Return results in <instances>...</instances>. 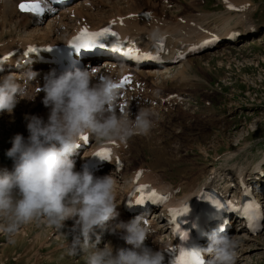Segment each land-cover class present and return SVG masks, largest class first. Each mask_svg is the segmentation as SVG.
I'll use <instances>...</instances> for the list:
<instances>
[{
	"label": "rangeland",
	"instance_id": "obj_1",
	"mask_svg": "<svg viewBox=\"0 0 264 264\" xmlns=\"http://www.w3.org/2000/svg\"><path fill=\"white\" fill-rule=\"evenodd\" d=\"M112 2L121 7L122 13L155 7L153 11L159 12L157 19L167 22L195 16L207 32L217 31L214 27L221 26L228 17V13L222 12L218 0H169L172 3L170 8L160 5L162 0H156L159 5L153 3L155 1L150 4L149 0ZM243 3L248 4L250 10L254 9L245 18L256 27L252 37L230 44L232 46L223 42L210 53L190 56L185 61L188 67H181L175 78H169L170 75L167 76L169 79L151 80L143 74L137 75L146 81L153 96H157L156 86L161 85L160 95L178 93L182 102L170 100L171 105L150 111L153 119L150 132L132 136L124 148V163L129 171L124 168V173L130 176L133 169L144 165L164 177L166 182L182 184L183 191L187 192L208 177L209 169L225 170L236 161L255 162L264 154V0H243ZM79 4H84V0L69 8H76ZM166 12L176 18L165 20V17L171 19ZM18 20L25 21V18L20 16ZM238 20L235 16L232 25ZM17 35V32L13 33V36ZM29 87L26 84L27 91H32ZM38 94L32 100H20L12 114L0 112V166H5L8 171L14 166L13 160L7 156L14 136L21 134L27 139L29 135L26 117L37 115L47 121L50 110L42 103L44 93ZM109 173L110 169L106 168L99 176ZM192 173L195 176L189 178ZM187 177L189 179L183 181ZM65 222L64 227L57 230L43 218L34 221L22 226L11 238L12 242L0 231V264H85L83 252L69 254L70 230L74 221ZM232 232L229 234L234 235ZM97 233L101 235L100 245H97L101 249L108 242L114 247H130L106 229H97ZM151 238L157 245L162 244L158 237ZM253 238L243 244L245 249L239 248L237 260L240 264H264V231L255 236V242ZM247 255L249 259L241 261Z\"/></svg>",
	"mask_w": 264,
	"mask_h": 264
},
{
	"label": "clouds",
	"instance_id": "obj_2",
	"mask_svg": "<svg viewBox=\"0 0 264 264\" xmlns=\"http://www.w3.org/2000/svg\"><path fill=\"white\" fill-rule=\"evenodd\" d=\"M11 2L0 0V4ZM150 38L161 40L163 35L153 31ZM38 75L30 70L0 77V112L12 114L20 100L34 99L28 98L24 81H36ZM115 84L110 78H99L96 68L73 67L45 75L39 92L50 110L47 121L37 115L26 117L27 139L15 135L7 152L13 170L0 172V231L10 242L22 226L42 218L57 230L73 220L69 254L83 252L85 264H164V252L145 245L151 232L146 215L109 226L119 216L113 175L96 176L87 165L78 171L73 159L85 136L127 143L153 127L152 113L146 108H139L134 119L130 111H117ZM97 229L118 235L131 247H114L110 242L97 247L101 242ZM203 235L207 246L194 245L191 250L204 264H236L241 246L236 236L226 234L223 225Z\"/></svg>",
	"mask_w": 264,
	"mask_h": 264
},
{
	"label": "bare ground",
	"instance_id": "obj_3",
	"mask_svg": "<svg viewBox=\"0 0 264 264\" xmlns=\"http://www.w3.org/2000/svg\"><path fill=\"white\" fill-rule=\"evenodd\" d=\"M19 1L20 0H12L11 4L8 5L0 4V58L6 52L10 50H14V55L11 56L9 59H6V63L10 67L19 64L23 60L25 56L24 50L26 48L31 46L39 48L42 46L43 47L49 46L51 44H57L61 41L67 40L68 39L67 35L69 36L72 35L76 27L79 24L85 22V20L88 24L92 26H101L112 18V20L115 22V25L118 26V29L122 32L123 37H126L127 39L126 44L121 47V50L130 48L128 44L131 43V41L134 39L137 40L136 42L139 45H146L147 43H149L150 45L156 41L163 40L164 43L162 44V48L165 50L167 54L166 58L168 61L176 59L177 56H179L183 51L184 54H187V50L190 48L189 46L198 45L202 41L212 38L213 36L219 37L220 39H222L223 42H227L226 37L230 39L232 35L237 34V39L232 41L235 44L239 40L248 39L252 37V32H255L256 30L255 25L252 24L249 20L245 19L247 16L251 15V12L249 11H252L254 9L251 6L252 10H250L249 9L250 7L247 6L248 4L246 5V3H243V0H231V3H228V5L231 4L234 8L239 9L238 12H232L226 10L224 8L226 5L223 6V8L221 7L222 12L228 13V17L226 18L225 21H223V23H221V26L217 25L214 27L217 29V31H211V32H207L203 28L204 25L199 24L195 16H188L181 19L178 18L177 21L175 20L174 22H167L162 19H157V14L159 12L156 13L157 11L156 12L153 11L155 7L151 8L152 9L151 12L149 11L147 12L146 10H139L135 12L126 11L122 13L121 7L116 6L117 4L112 2V0H90V1L84 0V4H79L78 7L76 8H66L58 12L56 15L55 14L52 15L54 9L52 7L47 6V9L49 10L41 18L37 16H32L31 14L30 15L18 14V12L16 11V6ZM128 1H132L133 3V0H124V2L126 3H128ZM149 1L150 2L148 3L152 4L153 1L152 0ZM163 1H165L166 3ZM118 3H120V1ZM153 3L157 4V2H153ZM170 4L172 3L168 2V0H162L163 6L165 7L168 6L169 8ZM127 6L128 4L126 5V7ZM144 11H146L148 14L145 16H139V13H142ZM129 14L130 16H127ZM166 14H168L171 17V19L166 17L164 18L165 16L164 15L163 18L165 20L173 21L176 18V16H172V14L169 12H166ZM231 14H234L239 19L238 22H236V24L232 25V21L235 18V16H231ZM20 16H23V18H25V21L18 20ZM146 16H148V18H143ZM153 31H159L163 35V39L152 40L150 38V34ZM14 32H17L18 35L13 36ZM228 43L233 44L231 42ZM174 55H176V57H173ZM200 55H202V53L193 56H200ZM189 57L190 56H187L183 60H177V61L174 60L173 64L167 65L165 67H155L150 69L149 67L146 66L143 67V71L141 69L140 70L138 69L139 71L134 70V72H136V75L143 74L147 76L148 79L151 80L169 79L171 77L175 78V76H177L175 74H180L179 72L181 71V67L182 68L188 67V65L185 64V61H187V58ZM2 65H3V71H0V77H3L9 73L23 74L30 70L39 73L36 81H24L25 87L27 84V86L29 85L30 86L29 88L32 89L33 87H36L35 83L38 81V79L43 78L50 71H52V69H50L49 66H45L44 69H40L39 66H31L25 70L14 72L12 70L4 69L5 65L4 64ZM107 65H110V63L108 61H103V65L101 64L94 65V67L92 68H96V72H100L102 70L105 71L103 68ZM126 70L127 67L118 64L114 69V72L116 73L119 72V74H123ZM130 71H132V69H130ZM167 76L170 77L168 78ZM20 78L21 80H23V77ZM157 100L158 103L161 105V99L157 98ZM85 151H87V149H85ZM92 151L93 149H90V153ZM121 152L122 151L120 149V154ZM80 165L81 162L77 164L76 170L78 171L80 170L79 169ZM238 165H241L239 169L237 168ZM256 165L257 163H253L251 169L253 170L256 167ZM231 166L232 167L228 170H224V169L218 170L212 168L210 170L208 178L204 183L200 185L197 182V184L190 187L189 190H187V192L183 191L182 184L176 183L175 186H171V183L166 182L163 179L164 177L163 178L162 176L159 177L149 169H145V173L142 175V181L140 182L142 184H149L150 186L158 187L164 190L169 189V192L173 198H174V194L178 190H180L179 193L180 197H185L191 195L197 187H200L199 188L200 190L201 187L205 188V186H208L209 184H219L223 188L224 193H227L232 190L231 182H233L234 180H240L242 178L241 173L242 172L248 173V171L250 170V169L247 170L248 167L247 165H243L242 163L237 161L234 162ZM106 168L107 167L104 166L102 170H98L93 173L96 176H99L100 173H102ZM107 169H110L109 174H112L116 180V203L119 205L117 208V211L119 212V216L116 221L109 222V226H110L112 223H116L119 221L128 222L135 217L124 214L122 212L121 210L122 203L120 202L118 203V199H119L118 190L122 191V194L125 195L128 192H130L132 188L128 187L129 182H127V179L128 178L130 179V177L133 176L136 170L131 174L130 177H128V175L124 173V171L123 173L121 172L120 175H116L112 171L111 167H108ZM5 170H7L5 166H0V172H3ZM118 177L121 179V181L119 182L117 181ZM123 185L125 186L123 187ZM146 218L148 219L151 225L150 229L152 231L156 230L160 234L159 237L167 238L166 229L164 227V219L161 216L159 215L155 216V213H153L152 218L149 217L148 214H146ZM232 231L234 236H236L241 241L242 245L240 246V250L242 248L245 249L244 248L245 246L243 244H246L245 242H249L252 237L246 233L244 227L242 226L241 228L239 229L236 228ZM253 241L255 242L256 238L255 239L253 238ZM98 245H100V243ZM145 245L147 247L152 248L154 251L161 250V248L156 247L155 244L150 241V238H148L145 241ZM244 253H247V251L245 250ZM238 257H240L239 254ZM243 259L241 261H247L249 259L248 255L245 256ZM238 263L239 262L237 260L236 264Z\"/></svg>",
	"mask_w": 264,
	"mask_h": 264
},
{
	"label": "snow or ice",
	"instance_id": "obj_4",
	"mask_svg": "<svg viewBox=\"0 0 264 264\" xmlns=\"http://www.w3.org/2000/svg\"><path fill=\"white\" fill-rule=\"evenodd\" d=\"M227 2V0H226ZM230 8L233 7L231 4L228 5ZM19 8L21 11L24 12H30L34 14L37 17L43 16L46 14L47 9L45 6L42 5L41 0H33V2H23L19 5ZM112 23H115L114 21ZM106 37H113L117 39L118 41V34L111 30L109 27H104L102 30L99 31H89L87 28L81 29V31L69 42V46L73 49H75L77 52H79L81 49H92L97 46L99 41L103 38ZM217 39L216 37H213V40ZM205 43H208L206 41ZM103 46V45H101ZM37 49L30 47L28 49L29 52H34ZM132 52H135L136 54L133 55ZM126 56H130L131 59L134 60H141V59H146V60H152V59H158L159 57H153L150 53H140L139 49H133L131 52H126ZM130 77L126 76L124 79L118 83L113 85L115 88H122L124 84L130 82ZM123 110L122 106L121 109ZM82 140L84 142H88L89 138L88 137H83ZM95 156L100 157L101 159L108 160L110 158V150L108 149H101L100 151L96 152L94 154ZM139 173H137V178L139 177ZM147 186H142L140 191H143V188ZM149 199H154L158 200L160 202H163L168 199V197L165 196H158V194L155 191H152L149 194ZM138 204L144 203V199L141 198L137 200ZM212 203L215 205L217 209H224V208H231V204L225 205L222 204L218 200H213ZM253 207V205H245L243 208V213L248 219V227L251 230L256 229V218L253 217L252 215L249 214V210ZM257 209L259 208L258 205L255 206ZM189 211L187 206H184L180 209H170V212L172 213L173 219H175L176 216L182 215L184 213H187ZM181 238L187 239V234L186 233H181ZM175 264H204L203 260H201L198 255L196 254L195 251L191 250V247H185L180 249V254L179 258L175 261Z\"/></svg>",
	"mask_w": 264,
	"mask_h": 264
}]
</instances>
